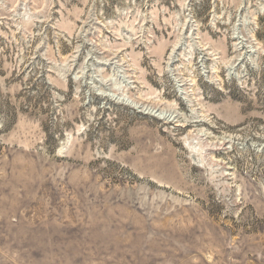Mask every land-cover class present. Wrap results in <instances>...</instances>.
<instances>
[{"label": "rangeland", "instance_id": "obj_1", "mask_svg": "<svg viewBox=\"0 0 264 264\" xmlns=\"http://www.w3.org/2000/svg\"><path fill=\"white\" fill-rule=\"evenodd\" d=\"M0 264H264V0H0Z\"/></svg>", "mask_w": 264, "mask_h": 264}]
</instances>
